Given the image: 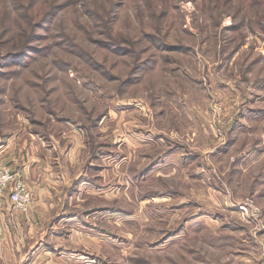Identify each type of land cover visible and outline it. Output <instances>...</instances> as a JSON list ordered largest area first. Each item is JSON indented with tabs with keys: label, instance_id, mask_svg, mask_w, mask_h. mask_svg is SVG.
I'll use <instances>...</instances> for the list:
<instances>
[{
	"label": "rangeland",
	"instance_id": "374dc122",
	"mask_svg": "<svg viewBox=\"0 0 264 264\" xmlns=\"http://www.w3.org/2000/svg\"><path fill=\"white\" fill-rule=\"evenodd\" d=\"M25 133L71 155L43 179L72 204L19 210L7 264H264V0H0V136Z\"/></svg>",
	"mask_w": 264,
	"mask_h": 264
},
{
	"label": "crops",
	"instance_id": "0c3cea01",
	"mask_svg": "<svg viewBox=\"0 0 264 264\" xmlns=\"http://www.w3.org/2000/svg\"><path fill=\"white\" fill-rule=\"evenodd\" d=\"M32 133H33L32 135L35 134L37 136H43L36 131ZM13 136L14 135L10 137L0 136V157L4 156V159H2L3 161L0 159V163L3 166H10L12 168L21 169L24 173L23 175H24V180H26L27 189L33 195V200L35 198L36 200H38L36 202L37 205H35L34 203L35 200L33 201L34 203L33 208H36L34 209L35 211H32L33 209L31 208L30 211H32V213H30L29 211L30 214L28 213L27 215L22 216V217L26 216L25 219L27 218L26 220L29 223L30 226L29 228L32 229V223L30 222L31 221L37 222L33 220L35 214L41 213V211L48 210V208H50L49 210L51 211L52 210L56 211L57 208L59 207V204L63 201V196L66 195V198H64V200L68 204L67 208H71L70 205L72 204V199H71L72 191L69 192L64 191V187L70 188L71 183L63 187V183L65 180V178H63L60 191L59 190L56 191V189H54L55 191L51 193L49 192V187H47V185L44 186L45 180L43 178L47 169L50 168V166L52 167L53 170L55 169H56L55 171L60 170L63 173H65L67 169H68L67 171H71L72 158L70 155V157H67V160H64V157L56 156L55 152H53L52 149H47V147L44 144V141L43 143H40L39 141L35 140V142L31 143L32 138H28L29 135L27 133H25L24 135L23 142L17 141L16 140L17 138ZM16 142H19L21 147L18 148V144H16ZM38 152H43V153H41L40 156L38 155ZM58 159L60 160V162L57 161ZM67 171L66 174L70 175ZM46 184L54 186L52 184H56V182H50L48 180ZM8 195L9 193H7L4 196L2 203L0 204V230H1L0 244L10 243V241L14 243H18L15 242V238H19V236H17L18 233L17 228L18 225H21V221H22V219L20 218L21 213L19 212L18 209L14 207ZM49 196L52 197L51 200L49 199ZM44 199L47 200V202H49L50 200L48 205L39 204V202H42ZM16 216L18 217L16 218ZM2 227H5L6 230L7 228L10 227V230L9 229L7 230L9 235L2 231ZM4 256L6 258L4 257L0 258V264H7V260L11 259L7 257V254H5ZM31 256L32 254H30V257ZM11 260H13V257Z\"/></svg>",
	"mask_w": 264,
	"mask_h": 264
},
{
	"label": "built area",
	"instance_id": "2783aa9c",
	"mask_svg": "<svg viewBox=\"0 0 264 264\" xmlns=\"http://www.w3.org/2000/svg\"><path fill=\"white\" fill-rule=\"evenodd\" d=\"M9 193V199L18 210H27L33 202V195L27 189L21 169L0 165V204Z\"/></svg>",
	"mask_w": 264,
	"mask_h": 264
},
{
	"label": "trees",
	"instance_id": "16d2710c",
	"mask_svg": "<svg viewBox=\"0 0 264 264\" xmlns=\"http://www.w3.org/2000/svg\"><path fill=\"white\" fill-rule=\"evenodd\" d=\"M53 15V13H51V16ZM31 40H33V39H31ZM32 48V47H31ZM168 48H175V47H171L170 45L168 46ZM153 61V59H147V60H142V61H139L138 63H137V67H136V69H139V70H144L145 68H147V67H149L151 64H152V61ZM135 76H137V75H133L132 77H130V78H128V80L125 82V84H128V83H130V81L132 80V79H134L135 78ZM34 122H36V121H34Z\"/></svg>",
	"mask_w": 264,
	"mask_h": 264
}]
</instances>
